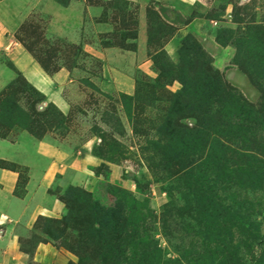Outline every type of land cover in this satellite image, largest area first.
<instances>
[{"label": "rangeland", "instance_id": "1", "mask_svg": "<svg viewBox=\"0 0 264 264\" xmlns=\"http://www.w3.org/2000/svg\"><path fill=\"white\" fill-rule=\"evenodd\" d=\"M238 98L261 122L264 0H0V169L19 198L60 169L43 201L61 211L19 243L61 264H264V118L254 144L217 130Z\"/></svg>", "mask_w": 264, "mask_h": 264}, {"label": "crops", "instance_id": "2", "mask_svg": "<svg viewBox=\"0 0 264 264\" xmlns=\"http://www.w3.org/2000/svg\"><path fill=\"white\" fill-rule=\"evenodd\" d=\"M193 4L195 0H181ZM44 154H55L53 147H43ZM20 161V158H15ZM64 167L76 168L75 164H64ZM56 163L49 166L42 178L37 180V172L31 180L30 193L26 198L15 196L19 174L14 171L0 169V264H29L32 259L37 264H61L64 257L50 244H39L33 256L21 249L17 229H31L40 216H53L61 211L57 201L45 203L43 193L50 187L52 178L59 171Z\"/></svg>", "mask_w": 264, "mask_h": 264}, {"label": "trees", "instance_id": "3", "mask_svg": "<svg viewBox=\"0 0 264 264\" xmlns=\"http://www.w3.org/2000/svg\"><path fill=\"white\" fill-rule=\"evenodd\" d=\"M190 48L188 46H186V41L183 44V47L181 48V54L182 53H186L188 52ZM42 62V61H41ZM203 80H205L208 84L212 83L214 89L215 88H221V83L219 82V80L216 77H210V76H205L203 77ZM189 88L188 85H184V89ZM221 102V101H220ZM223 102H221L222 104ZM232 105L233 107H225V105H221L224 107H220L218 113H219V117H221V115L225 114L226 117L228 119H230L229 121L220 124V121H218V124H220V126H217V130L220 132H222L223 130H225L227 132L228 135L226 136H236L239 134L240 140L244 141L246 143H251L254 144L255 142H257L258 140L256 139V137H252L251 139H249L250 137L247 136L248 133L247 132H251L253 128H255L254 126L260 125V123H263V118L264 116L261 117V122L258 119V116L255 115L256 114V110L255 107H251V105L249 106V104H247L245 101H243V98H238L235 100H232ZM248 106V107H245ZM261 111H263L264 113V102H263V107L261 108ZM264 115V114H263ZM238 118L239 121H241V123H235V119ZM253 134H257V133H253ZM219 136H217L216 138L212 139V144L214 145L215 149L217 151H219L220 153H224L230 151L229 147L227 146V144L229 143L228 141L224 142V139L222 137H220V134H217ZM255 136V135H253ZM242 137V138H241ZM254 141V142H253ZM227 143V144H226ZM259 149L263 151V147L261 146V143L258 145ZM242 156V154H240ZM261 162V161H260ZM263 164V161L261 162ZM264 165V164H263ZM264 167V166H263ZM15 168V167H12ZM251 215H248V217H241L237 215V220L238 223H236L235 227L236 229L239 231V234L242 236H249V237H253L255 235V233L259 232V226L258 224H256L254 221L251 220ZM106 225L110 224V220L109 221H105ZM20 245H21V249L23 250V252H25L26 254H30L29 250H26L24 248L23 242L20 241Z\"/></svg>", "mask_w": 264, "mask_h": 264}]
</instances>
